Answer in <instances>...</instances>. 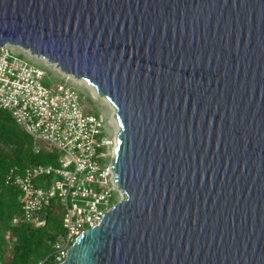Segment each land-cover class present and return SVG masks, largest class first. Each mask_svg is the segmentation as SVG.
I'll use <instances>...</instances> for the list:
<instances>
[{"label":"water","instance_id":"95a60500","mask_svg":"<svg viewBox=\"0 0 264 264\" xmlns=\"http://www.w3.org/2000/svg\"><path fill=\"white\" fill-rule=\"evenodd\" d=\"M115 109L123 197L58 264H264V0H0V47Z\"/></svg>","mask_w":264,"mask_h":264},{"label":"built area","instance_id":"2783aa9c","mask_svg":"<svg viewBox=\"0 0 264 264\" xmlns=\"http://www.w3.org/2000/svg\"><path fill=\"white\" fill-rule=\"evenodd\" d=\"M36 57L18 46L0 47V108L36 142L56 149L58 166L11 169L5 184L20 191L22 213L14 224L20 219L42 224L38 212L58 198L64 229L55 243L59 263L76 237L97 225L113 205L111 199L119 189L111 168L116 135L103 115L83 111V95L70 84L72 76L63 73L64 80L55 78L37 64Z\"/></svg>","mask_w":264,"mask_h":264},{"label":"trees","instance_id":"16d2710c","mask_svg":"<svg viewBox=\"0 0 264 264\" xmlns=\"http://www.w3.org/2000/svg\"><path fill=\"white\" fill-rule=\"evenodd\" d=\"M59 157L56 149L36 142L8 111L0 108V264L58 263L55 243L64 235L63 208L58 198L38 212L42 224L22 219L14 224L13 219L22 213L20 191L5 184V177L11 169L22 172L34 165L58 166ZM115 202L112 198L111 203Z\"/></svg>","mask_w":264,"mask_h":264},{"label":"rangeland","instance_id":"374dc122","mask_svg":"<svg viewBox=\"0 0 264 264\" xmlns=\"http://www.w3.org/2000/svg\"><path fill=\"white\" fill-rule=\"evenodd\" d=\"M35 60L39 66L43 67L48 72V74L61 80L65 79V75L56 69L54 65L47 63L40 57H36ZM69 82L83 95V100H81L83 111L85 113H91L94 115H103L106 118L108 128L111 129L112 136H114V134L116 135L119 130V126H115V110L113 109L112 105L104 98L96 95L93 88H91L85 81L69 78ZM122 197L123 195H119V193L116 191L115 201L117 202Z\"/></svg>","mask_w":264,"mask_h":264},{"label":"bare ground","instance_id":"6f19581e","mask_svg":"<svg viewBox=\"0 0 264 264\" xmlns=\"http://www.w3.org/2000/svg\"><path fill=\"white\" fill-rule=\"evenodd\" d=\"M87 83V82H86ZM88 84V83H87ZM89 85V84H88ZM91 88H93L91 85H89ZM94 90V89H93ZM105 99V98H104ZM106 100V99H105ZM107 102H109L108 100H107ZM110 103V102H109ZM113 107V106H112ZM113 109H114V107H113ZM115 110V109H114ZM115 126H119L118 125V122H117V120H116V118H115ZM118 193H119V195H122V192L118 189Z\"/></svg>","mask_w":264,"mask_h":264}]
</instances>
